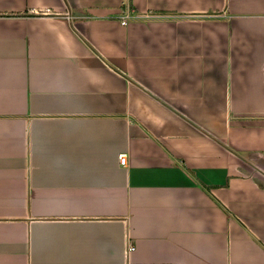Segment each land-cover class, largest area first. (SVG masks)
<instances>
[{
    "label": "crops",
    "instance_id": "1",
    "mask_svg": "<svg viewBox=\"0 0 264 264\" xmlns=\"http://www.w3.org/2000/svg\"><path fill=\"white\" fill-rule=\"evenodd\" d=\"M0 264H264V0H0Z\"/></svg>",
    "mask_w": 264,
    "mask_h": 264
},
{
    "label": "built area",
    "instance_id": "2",
    "mask_svg": "<svg viewBox=\"0 0 264 264\" xmlns=\"http://www.w3.org/2000/svg\"><path fill=\"white\" fill-rule=\"evenodd\" d=\"M133 17H135V18H140L141 16L136 14V15H134ZM67 18L71 19L70 16H67ZM130 19H131L130 14H129V15L126 14V16L122 18V21H121L122 25H124V26L128 25ZM119 160H120V163H121L122 165L125 166V165L127 164V157H126L125 154H120V156H119ZM131 250H133V247H130V251H131Z\"/></svg>",
    "mask_w": 264,
    "mask_h": 264
}]
</instances>
